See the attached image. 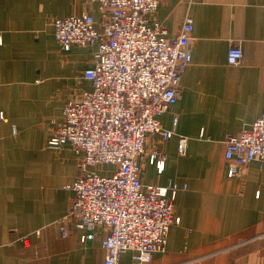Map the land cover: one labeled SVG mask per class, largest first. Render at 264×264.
<instances>
[{
	"label": "crops",
	"instance_id": "crops-1",
	"mask_svg": "<svg viewBox=\"0 0 264 264\" xmlns=\"http://www.w3.org/2000/svg\"><path fill=\"white\" fill-rule=\"evenodd\" d=\"M102 13L88 0H0V264H103L104 227L62 235L61 218L73 198L64 186L80 174V154L69 145L46 148L69 99L91 90L82 72L94 49L63 51L52 21ZM186 16L192 21L191 64L182 93L159 118L171 139L146 137L142 179L175 184L174 215L166 250L150 263L264 264V164L254 161L227 176L224 142L264 112V0H160L152 22L173 37ZM237 45L238 65L227 63ZM176 119V122L174 120ZM186 139L183 155L177 151ZM165 158L158 174L153 150ZM39 231V234H36ZM93 232L85 242L80 236ZM24 236L29 237L25 246Z\"/></svg>",
	"mask_w": 264,
	"mask_h": 264
},
{
	"label": "built area",
	"instance_id": "built-area-1",
	"mask_svg": "<svg viewBox=\"0 0 264 264\" xmlns=\"http://www.w3.org/2000/svg\"><path fill=\"white\" fill-rule=\"evenodd\" d=\"M88 1L103 14L100 20L83 14L51 23L63 51L72 45L94 49L91 66L82 72L91 90L66 102L63 120L46 144L52 151L69 145L81 155L80 174L64 186L73 198L61 218V232L67 234L68 221L78 230L104 227L103 264H124L126 253L136 263H150L155 254L165 252L169 229L179 223L174 215L178 188L172 182L164 187L144 183L140 158L146 137L167 141L174 134L159 118L182 93V76L191 64L192 21L186 16L177 34L167 37L152 22L160 0ZM241 57L240 48L232 44L227 63L238 65ZM185 148L186 139L180 137L178 153L183 155ZM224 159L229 178L254 161L264 164V112L249 127L226 137ZM148 162L158 174L163 171L165 158L157 149L149 153ZM93 235L85 232L80 241ZM22 242L27 246L29 237Z\"/></svg>",
	"mask_w": 264,
	"mask_h": 264
},
{
	"label": "rangeland",
	"instance_id": "rangeland-1",
	"mask_svg": "<svg viewBox=\"0 0 264 264\" xmlns=\"http://www.w3.org/2000/svg\"><path fill=\"white\" fill-rule=\"evenodd\" d=\"M51 151H52V150H51ZM54 152H56V151H54ZM108 168H109V167H108V166H106V167H104V170H108Z\"/></svg>",
	"mask_w": 264,
	"mask_h": 264
}]
</instances>
